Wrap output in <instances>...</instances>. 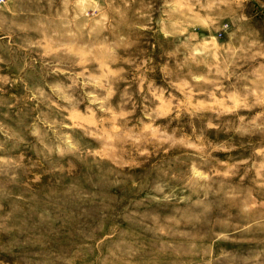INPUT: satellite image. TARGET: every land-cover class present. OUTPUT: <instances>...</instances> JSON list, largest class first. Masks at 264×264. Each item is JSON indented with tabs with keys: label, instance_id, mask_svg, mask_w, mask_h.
<instances>
[{
	"label": "rangeland",
	"instance_id": "1",
	"mask_svg": "<svg viewBox=\"0 0 264 264\" xmlns=\"http://www.w3.org/2000/svg\"><path fill=\"white\" fill-rule=\"evenodd\" d=\"M0 264H264V0H0Z\"/></svg>",
	"mask_w": 264,
	"mask_h": 264
}]
</instances>
